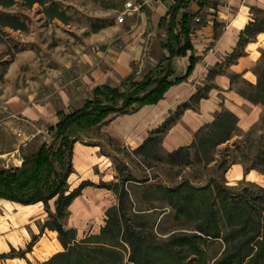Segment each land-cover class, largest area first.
Wrapping results in <instances>:
<instances>
[{
  "label": "rangeland",
  "instance_id": "1",
  "mask_svg": "<svg viewBox=\"0 0 264 264\" xmlns=\"http://www.w3.org/2000/svg\"><path fill=\"white\" fill-rule=\"evenodd\" d=\"M127 1L14 0L10 5H0V169L18 166L24 154L35 151L44 141H51L49 127L60 120L59 111L70 112L81 107L93 96L96 85L108 83L129 89L132 81L143 79L161 62L162 66L167 64L163 48L168 38L167 24L158 26L161 15L158 10L168 9L175 0H133L139 9L127 11L124 22H119ZM214 1L207 0V6ZM198 7L197 0H189V6L182 11L197 12ZM255 16L261 17L262 12ZM207 23V11L201 9L192 21L193 40L198 52H210L221 59L215 65L211 60L204 63L198 80L209 85L213 84L217 72L227 71L237 58L217 53L220 23L215 21L209 29L204 28ZM176 66L180 73V63ZM159 71L155 74L159 75ZM234 81L240 92L252 91L249 82L240 75ZM250 102L257 110L244 108L249 114L255 113L251 120L245 123L241 119L239 124L244 130L254 127L252 152H255L264 134V96L257 103ZM122 117L138 121L134 115L112 114L84 135L86 142L78 141L77 154L75 150L73 156L74 172L69 180L72 189L83 180L98 184L102 180H119L128 174L169 186L184 180L202 186L216 177L225 178L233 189L248 185L264 187L263 172L252 169L251 174L252 170L245 173L250 160L236 161L225 173L220 168L224 157L235 148L238 136L219 144L213 160L200 161L192 156L190 162L170 163L164 137L152 148L137 152L139 146L120 132ZM130 184L134 207L149 206L141 200V182ZM116 203L113 190L88 186L73 202L64 223L77 228L78 238L97 233L106 222L107 209ZM49 205V209L43 202L25 208L16 206L14 213L13 202L0 200V253L12 254V247L16 249L14 257H0V264H41L64 249L62 244L59 248L53 245L59 240L57 231L41 228L50 210H55V199ZM152 219L157 221L158 231L168 232L176 227L172 217L162 219L154 215ZM34 237L32 251L43 240L41 245L46 246V254L25 262L19 250L26 249ZM8 245L10 248L5 251ZM40 251L38 248L37 255Z\"/></svg>",
  "mask_w": 264,
  "mask_h": 264
},
{
  "label": "trees",
  "instance_id": "2",
  "mask_svg": "<svg viewBox=\"0 0 264 264\" xmlns=\"http://www.w3.org/2000/svg\"><path fill=\"white\" fill-rule=\"evenodd\" d=\"M14 0H0V5H10ZM33 2L35 0H28ZM202 9L207 0H197ZM189 0H175L160 24L167 23L168 40L164 47L169 51L167 64H158L141 80L132 81L129 89L108 83L94 88L93 96L81 107L70 112L59 111L60 120L49 127L53 139L44 141L35 151L23 155L19 166L0 169V199L22 205L43 202L50 208L55 199V210L41 226L58 232L64 249L53 254L41 264H264V187L251 185L233 189L225 178L213 177L209 183L196 186L184 180L177 185L149 183V178L137 179L131 174L115 181L95 183L83 180L71 188L69 180L74 172L73 156L78 141L86 142L84 135L103 124L112 114L137 111L141 106L156 103L175 83L181 82L193 71L198 57L190 56L188 71L176 74L174 56L186 55L194 49L192 21L197 12L184 11ZM255 16L241 31L238 46L231 54L236 59L245 54L243 46L264 32V9H255ZM256 66L257 83H249L251 92L242 93L250 101L259 102L264 96V49ZM161 68V69H160ZM159 75H156V71ZM232 76V81L234 77ZM211 85L199 88L148 138L136 151H146L158 143L176 120L189 107H197L208 96ZM255 91V92H253ZM240 117L228 108L218 111L214 119L201 126L189 145L168 152L170 163L213 160L215 148L235 136V148L220 164L223 173L236 161L249 162L245 173L257 169L264 173V134L252 152L254 127L244 130ZM110 140H112L110 138ZM97 144V143H96ZM141 182V200L146 208L134 207L132 182ZM88 186L113 190L117 203L107 209L106 222L99 232L78 238L77 228L67 227L64 219L70 214L73 202ZM154 215L172 217L176 227L168 232L155 228ZM35 237L26 249L19 250L20 257L33 249ZM3 252L0 257H14ZM33 264V263H30Z\"/></svg>",
  "mask_w": 264,
  "mask_h": 264
},
{
  "label": "crops",
  "instance_id": "3",
  "mask_svg": "<svg viewBox=\"0 0 264 264\" xmlns=\"http://www.w3.org/2000/svg\"><path fill=\"white\" fill-rule=\"evenodd\" d=\"M198 6V11H200V5L198 4ZM187 7L182 9H186ZM168 9L160 8L158 10V12L161 13L158 19V26H162L164 23H166L164 22L163 24H160V21L161 18L167 13ZM182 9L180 11L179 17H181L182 13L184 12ZM255 9H264V0H215L211 6H207L206 4L202 8V10L207 11L208 17V23L206 26H204V28L209 29V26H213L215 21L220 23V27L218 28L219 38L217 45L219 48L217 53H219L220 56L223 54L231 55L237 48L241 31L251 20L254 19ZM212 30H214V27ZM207 32H209V30H207ZM193 33L192 41L194 49H189L186 55L174 56L173 58V67L176 72L174 76H183L187 73L188 67L191 63V54H195L198 57V60L193 71L187 76L185 80L173 84L165 92L163 98H161L158 102L145 104L135 112L124 114L127 116H136V119L139 121V125L136 124L138 121L135 123V121H132V119L130 121L128 119L129 117H122V128L120 129V132L125 137H127L130 142L135 144V146H140L148 138L150 133L162 125L183 102L189 100V98L194 93H196L199 88L207 85L198 80L203 74L204 63L206 60H211L213 65H215L218 61H221L218 55L212 54L210 52H198V47L193 40ZM164 43L163 48L166 51L167 59L169 56V51L164 47ZM262 49H264V32L259 33L255 40L249 41L244 46L245 54L239 56L236 61L232 62L228 66L227 71H220L215 74L213 78V84H209L211 85V88L209 89L208 96L202 98L197 107H189L185 109L173 126L164 135L163 144L168 151H173L184 145H189L194 139L195 132L204 124L212 121L216 113L223 108H228L235 112L240 117V121L242 119L245 121V123L248 119H252V116L255 112L249 114L244 108L249 110L253 109L256 111L257 107H255L254 104H251V102L248 101V99L236 88V82L234 80L232 81V76L240 75L243 80L256 84L258 78L254 67L261 57ZM166 59L165 61L167 62ZM177 62H179L181 66L180 73L177 71ZM198 81L199 84H196ZM137 126L139 127L137 128ZM78 143L79 142H77L76 145ZM76 145L75 150L77 149ZM22 162L23 157L19 165H21ZM252 172L253 170L250 172V174ZM86 188L87 187L84 188V191ZM103 189L109 190L107 188ZM9 202H13L14 204V213L16 212V206L25 208L29 205H34H22L14 201ZM42 241L43 240L40 241V244L37 246L36 250L32 251V254L31 252H28L26 257H23L25 262L31 260V257L33 256L39 257L46 254L47 248L45 245H41ZM61 244L62 243L60 240H55L53 242V245L56 248H59ZM9 248L10 246L7 248L4 247V250L8 251ZM38 248H40L41 251L37 255Z\"/></svg>",
  "mask_w": 264,
  "mask_h": 264
},
{
  "label": "built area",
  "instance_id": "4",
  "mask_svg": "<svg viewBox=\"0 0 264 264\" xmlns=\"http://www.w3.org/2000/svg\"><path fill=\"white\" fill-rule=\"evenodd\" d=\"M125 8H126V11L121 12V14H120L119 17H118V21H119V22H124L126 12H127V11H131V10H133V9H134V10L139 9V5H137V4L135 3V1H133V0H128V1L126 2Z\"/></svg>",
  "mask_w": 264,
  "mask_h": 264
},
{
  "label": "bare ground",
  "instance_id": "5",
  "mask_svg": "<svg viewBox=\"0 0 264 264\" xmlns=\"http://www.w3.org/2000/svg\"><path fill=\"white\" fill-rule=\"evenodd\" d=\"M74 202H75V201H74ZM80 203H81V202H80ZM80 203H79V204H80ZM72 205H73V204H72ZM72 205H71V207H72Z\"/></svg>",
  "mask_w": 264,
  "mask_h": 264
}]
</instances>
